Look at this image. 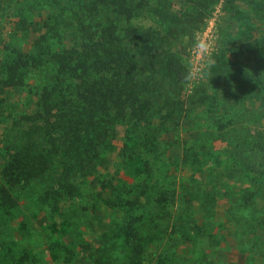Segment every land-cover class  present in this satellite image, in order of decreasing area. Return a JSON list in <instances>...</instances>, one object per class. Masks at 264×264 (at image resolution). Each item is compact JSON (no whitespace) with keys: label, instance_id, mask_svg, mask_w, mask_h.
<instances>
[{"label":"rangeland","instance_id":"obj_1","mask_svg":"<svg viewBox=\"0 0 264 264\" xmlns=\"http://www.w3.org/2000/svg\"><path fill=\"white\" fill-rule=\"evenodd\" d=\"M167 1L177 25L153 8L120 24L132 37L157 34L159 52L150 44L148 51L166 93L154 103L153 122H143L140 104H125L127 120L111 123L95 142L96 169L74 180L83 195L57 210L43 200L52 180L15 187L19 206L10 215L0 211V264H94L98 248L109 247L115 225L127 219L148 242L144 264H264V0H221L215 10L212 0ZM199 6L213 11L194 29L186 23ZM59 13L49 41L69 47L75 22L68 11L0 0V171L28 133L43 147L74 141L76 127L62 118L49 68L24 67L25 87L1 84L10 53L33 55ZM172 60L184 70L181 83L165 69ZM146 83L152 89V80ZM165 97L185 104L178 126L160 113ZM136 121L146 145L134 135ZM60 176L56 168L51 179ZM116 194L139 207L125 213L107 206Z\"/></svg>","mask_w":264,"mask_h":264},{"label":"trees","instance_id":"obj_2","mask_svg":"<svg viewBox=\"0 0 264 264\" xmlns=\"http://www.w3.org/2000/svg\"><path fill=\"white\" fill-rule=\"evenodd\" d=\"M36 2H46L59 12L68 11L74 18L72 32L75 38L69 47H55L50 43V38L58 34L56 26L62 14L59 13L54 17L52 26L46 25L48 34L41 36L33 55L16 50L10 53L3 66L6 77L1 84L4 88H22L26 86L24 67L49 68L55 75L56 97L62 101L59 107L62 118L76 129L72 143L61 141L60 146L43 147L33 133H28L24 141L15 147L0 171V211L5 215L12 214L20 204V195L14 193V188L30 186L35 182L52 180L43 200H47L46 204L53 210H57L64 201L81 197L82 189L74 180L77 177L86 178L96 169L100 153L95 142L111 123L123 124L127 120L123 111L125 104H140L143 122H153L151 113H155L152 110L154 103L161 101L163 97L160 96L166 93L160 88L165 77L160 83L153 75L151 67L155 62L150 60L148 51L150 44L151 51L159 52L155 45L157 34L141 30L132 37L128 32L123 33L120 24L130 22L148 8H153L161 19H171L178 24V19L168 13L167 0H158L155 4L150 0ZM220 2L212 0L213 10ZM199 7L194 11L196 19L194 16L186 23L194 29L198 28V22L205 23L213 11L207 13V7ZM178 64L172 60L170 68L168 64L165 69L169 70L168 74L174 81L181 83L184 70ZM148 80L153 82L152 89L146 87ZM164 102V109H160L164 121L180 125L185 114L184 102L166 97ZM143 122L136 121L132 130L139 137V142L146 145V132L143 133V128H140ZM56 168H60L61 176L53 180ZM104 201L107 206L125 213L139 207V201H132L121 194ZM136 226L134 219L115 225L109 238L110 246L98 248L94 264H144L143 255L148 242L136 236ZM149 240L154 241L155 238L150 237ZM120 247L129 250L127 256L120 255Z\"/></svg>","mask_w":264,"mask_h":264}]
</instances>
